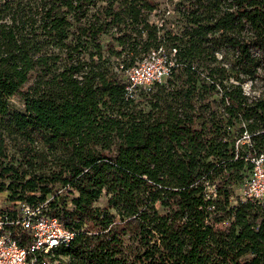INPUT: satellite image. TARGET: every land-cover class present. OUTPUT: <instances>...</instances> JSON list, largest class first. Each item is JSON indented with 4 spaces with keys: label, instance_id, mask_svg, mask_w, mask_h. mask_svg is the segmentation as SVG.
Here are the masks:
<instances>
[{
    "label": "trees",
    "instance_id": "obj_1",
    "mask_svg": "<svg viewBox=\"0 0 264 264\" xmlns=\"http://www.w3.org/2000/svg\"><path fill=\"white\" fill-rule=\"evenodd\" d=\"M260 152L264 0H0V215L45 204L52 263L264 264V202L234 195Z\"/></svg>",
    "mask_w": 264,
    "mask_h": 264
},
{
    "label": "built area",
    "instance_id": "obj_2",
    "mask_svg": "<svg viewBox=\"0 0 264 264\" xmlns=\"http://www.w3.org/2000/svg\"><path fill=\"white\" fill-rule=\"evenodd\" d=\"M171 54L166 55L161 47L151 49L139 63L126 69V96L132 97L136 89L147 91L153 84L162 82L173 65ZM248 86V83L243 85L245 92ZM241 144L249 146V134L245 130L234 141L235 149ZM248 161L250 169L240 183L241 196L264 202V154H252ZM44 207L45 204L31 207L19 203L14 217L0 215V264H55L49 261L52 251L66 245L72 233L63 228L56 217L42 212ZM21 236L23 244L19 245L15 239Z\"/></svg>",
    "mask_w": 264,
    "mask_h": 264
},
{
    "label": "rangeland",
    "instance_id": "obj_3",
    "mask_svg": "<svg viewBox=\"0 0 264 264\" xmlns=\"http://www.w3.org/2000/svg\"><path fill=\"white\" fill-rule=\"evenodd\" d=\"M16 103H17V102H16ZM5 194H6V193H0V210H2L4 207L7 206L6 201H5ZM234 195H239V196H241V188H240V186L237 187V188L234 190ZM98 204H99V205H102L101 200H99V203H98Z\"/></svg>",
    "mask_w": 264,
    "mask_h": 264
}]
</instances>
